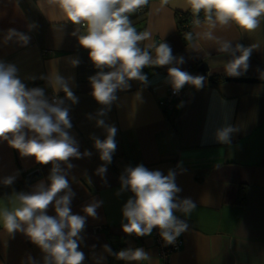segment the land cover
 <instances>
[{
  "label": "crops",
  "instance_id": "1",
  "mask_svg": "<svg viewBox=\"0 0 264 264\" xmlns=\"http://www.w3.org/2000/svg\"><path fill=\"white\" fill-rule=\"evenodd\" d=\"M188 10L187 0H168L166 4L148 0L145 14L131 21L137 32L150 33L140 46L167 43L172 55L183 57L184 62L144 67L146 82L128 81L129 87L116 91L117 99L106 114L98 116L105 106L91 95L89 77L99 70L73 35L85 34L86 25L66 22L51 7L42 11L40 0H0V61L14 64L22 83L29 89H43L49 102L64 100L72 123L69 134L82 154L91 153L70 158L72 169L61 164L75 193L72 214L86 219L78 248L84 253L83 264H164L151 235L136 239L122 229L127 223L122 208L134 194L121 191L120 177L127 167L138 165L164 175L172 170L181 189L178 199H190L196 205L189 216L179 212L188 229L181 234V249L171 254L167 264H264V83L227 82L231 76L223 65L231 56L218 52L214 41L197 35L203 27L193 25V40L183 44L176 14ZM9 30L28 35L30 42L21 46L15 37L5 41ZM215 35L231 40L233 47L256 45L247 71L239 78L264 79V20L252 32L217 27ZM150 51L155 54L154 49ZM73 60L79 64L73 65ZM202 63L207 65L205 73L198 69ZM170 67L205 77L200 89L184 85L186 94L177 105L174 120H169L158 104L171 87ZM55 72L67 81L78 103L73 104L63 91H54L48 78ZM214 76L222 81L211 84ZM97 119L117 129L116 150L103 177L96 170L105 162L100 160L92 137L104 140L106 131L96 126ZM226 127L234 131L228 142H221L218 133ZM36 169L40 175L24 189L1 196L0 207H11L9 198L15 193H31L41 181L47 184L34 157L22 156L6 140H0V184L7 177L19 181ZM93 201L102 202L96 218L83 211ZM47 214L55 215L51 205ZM137 248L150 260L124 261L114 255ZM43 256L23 233L9 234L0 224V264H28L29 257L43 264Z\"/></svg>",
  "mask_w": 264,
  "mask_h": 264
},
{
  "label": "clouds",
  "instance_id": "2",
  "mask_svg": "<svg viewBox=\"0 0 264 264\" xmlns=\"http://www.w3.org/2000/svg\"><path fill=\"white\" fill-rule=\"evenodd\" d=\"M41 10L51 7L58 11L61 19L73 25H86V32L78 35L79 45L88 51L92 64L99 71L89 77L91 95L102 106L97 115L104 116L106 110L117 99L118 89L129 87L128 81L146 82L142 69L146 66H165L182 64L183 57L176 58L167 43L158 46L151 44L142 48L140 43L150 38L148 32H137L132 26L130 14L148 3V0H40ZM168 0H164L166 4ZM187 7L196 17L194 24L203 27L197 33L203 39L214 41L217 51L228 54L231 59L223 67L228 76L239 77L247 71L249 57L256 45L245 47L241 44L232 46L231 40L215 35L217 27H232L243 32H252L264 20V0H187ZM204 14V20L199 18ZM13 37L26 46L30 37L26 34L9 30L5 41ZM186 41L193 40L191 32L186 33ZM150 49H154L153 55ZM239 53V55H237ZM78 65L79 60H73ZM104 69H109L105 72ZM14 64L0 61V140H6L22 156H32L42 165L51 163L48 183L35 185L31 193H15L9 198L11 207H0V224L9 233L21 232L37 245L44 253L43 264H83L84 253L79 251L81 232L85 227V216L72 214L71 201L75 193L71 190L67 169L74 165L70 158L80 159L91 153L79 151V144L69 134L72 128L69 109L64 100L54 98L52 102L45 97L41 88H27L17 75ZM49 83L54 91H63L73 104L78 98L70 90L67 81L56 72L49 76ZM168 79L174 93L185 84L200 89L205 77L192 76L178 67L168 68ZM92 117L89 116V119ZM96 126L104 128L106 138L100 140L93 136L94 147L105 166L96 171L104 176L106 165L112 161L116 150L115 135L117 129L107 125L103 119L96 120ZM27 130V131H25ZM232 127L219 131L221 142H228ZM30 133V134H29ZM14 177L3 180L5 185L13 183ZM121 191H131L130 197L122 208V215L127 223L122 229L127 234L136 236L151 235L153 228L166 244H174L177 237L188 229V224L175 213L191 215L196 205L190 199L180 200L177 193L181 189L176 185L175 173L169 170L164 175L158 170L151 171L143 165L127 167L121 175ZM119 194V193H118ZM102 202L93 201L83 208L86 216L96 218V209ZM55 211L54 216L47 214L49 206ZM108 249V246H105ZM124 261L150 260L141 248L125 249L114 254ZM28 264H37L31 257Z\"/></svg>",
  "mask_w": 264,
  "mask_h": 264
},
{
  "label": "built area",
  "instance_id": "3",
  "mask_svg": "<svg viewBox=\"0 0 264 264\" xmlns=\"http://www.w3.org/2000/svg\"><path fill=\"white\" fill-rule=\"evenodd\" d=\"M146 7L147 4L135 10L133 13L130 14V16L134 15L135 16L134 19L142 17L146 12ZM199 18L201 19V21L204 20V15H202V17ZM134 19H130V20L133 21ZM195 19L196 17H192L190 19L189 21L190 26L195 25L193 23ZM185 94H186V89L184 87L181 90H179V92L174 93L173 88L171 86L166 91L165 96L158 102L159 107L163 110V112H165V114H172L171 119L174 120L177 105L184 98ZM175 215L179 219L185 221V219L180 216L179 212H176ZM133 235L134 238L136 239L141 237V236H136L135 234ZM151 236L154 238L155 244L159 250V257L162 259L164 264H167L168 258L171 256V254L181 249L182 246L181 235L177 237L174 244H166L165 241L161 238L158 228H153Z\"/></svg>",
  "mask_w": 264,
  "mask_h": 264
},
{
  "label": "trees",
  "instance_id": "4",
  "mask_svg": "<svg viewBox=\"0 0 264 264\" xmlns=\"http://www.w3.org/2000/svg\"><path fill=\"white\" fill-rule=\"evenodd\" d=\"M202 15H204V14L201 13L199 17H202ZM192 17H195V16L193 15V13L191 12L190 9L186 12H179L176 14L177 33H178L179 37L181 38L183 44H185V45L191 42V41L190 42L186 41L184 39V37H185L186 33L191 32L192 26L189 25V21ZM134 18H135L134 15L130 16V19H134ZM221 81H222V78L214 76L211 78L210 83L215 84V83L221 82ZM166 115H167L168 119L171 120L172 114H166ZM41 170H42L43 176L45 177L46 182L48 183L47 178H48L50 171H51L50 164H47V165L41 164ZM25 175L26 174H23V178L21 180L15 181L10 185L0 184V197L24 189L29 183L26 181Z\"/></svg>",
  "mask_w": 264,
  "mask_h": 264
},
{
  "label": "water",
  "instance_id": "5",
  "mask_svg": "<svg viewBox=\"0 0 264 264\" xmlns=\"http://www.w3.org/2000/svg\"><path fill=\"white\" fill-rule=\"evenodd\" d=\"M198 69L205 73L207 71V65L205 63H202ZM225 80L227 82L264 83V79H259V78L230 77V78H226ZM39 175L40 172L39 170L36 169L26 174L25 179L27 182H30L36 179Z\"/></svg>",
  "mask_w": 264,
  "mask_h": 264
}]
</instances>
